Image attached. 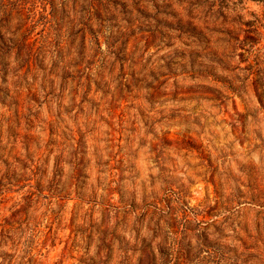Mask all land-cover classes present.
I'll return each mask as SVG.
<instances>
[{"label":"rangeland","instance_id":"rangeland-1","mask_svg":"<svg viewBox=\"0 0 264 264\" xmlns=\"http://www.w3.org/2000/svg\"><path fill=\"white\" fill-rule=\"evenodd\" d=\"M11 6L0 264H264V0Z\"/></svg>","mask_w":264,"mask_h":264},{"label":"trees","instance_id":"trees-1","mask_svg":"<svg viewBox=\"0 0 264 264\" xmlns=\"http://www.w3.org/2000/svg\"><path fill=\"white\" fill-rule=\"evenodd\" d=\"M16 3L18 4V0H0V10L10 7V9H8L7 11L5 10L4 12H11L12 13L15 10V8L13 9L11 5L12 4L16 5Z\"/></svg>","mask_w":264,"mask_h":264}]
</instances>
